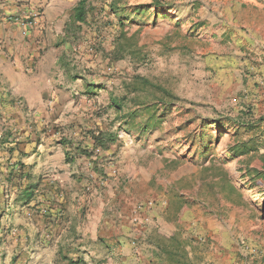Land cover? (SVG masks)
Instances as JSON below:
<instances>
[{
  "label": "rangeland",
  "instance_id": "obj_1",
  "mask_svg": "<svg viewBox=\"0 0 264 264\" xmlns=\"http://www.w3.org/2000/svg\"><path fill=\"white\" fill-rule=\"evenodd\" d=\"M156 2H69L57 42L48 0H0V53L64 47L66 91L0 81V264H264V0Z\"/></svg>",
  "mask_w": 264,
  "mask_h": 264
},
{
  "label": "crops",
  "instance_id": "obj_2",
  "mask_svg": "<svg viewBox=\"0 0 264 264\" xmlns=\"http://www.w3.org/2000/svg\"><path fill=\"white\" fill-rule=\"evenodd\" d=\"M48 1L50 2L49 7L50 5L52 6V10H47L48 13L44 29L46 32L52 30V39L57 42H62L65 38L64 30L66 28V22L64 19H61L67 9L66 5H69V2L75 3L76 0ZM80 1L81 0H78V2ZM41 34L43 33L38 30H35L33 32L32 41L34 42L36 39L42 37ZM8 37H10V39H14L15 34L8 33ZM49 43L50 44H48V51L44 53V55H40L39 52H34L35 49H32L25 54L26 56H29V53L31 52L32 58L38 55V60L37 62H35V64H37V70H39V73L34 75L24 74L21 69V62L15 61L12 63L10 60H7V58L3 56L2 52L0 53V81L6 84L7 86H10L13 89L14 97L21 98L23 100V103L31 110L36 109L45 111L46 109H48V106L51 105L50 101L47 99V96H62L66 93L63 87H61L58 83L57 75H59V73L57 74L53 72L54 70H56V68H58L57 65L60 64L62 55H64V47L61 48L59 46L51 44V42ZM12 44L13 45H11V47L9 46L10 54H13V51H11L12 49H17L16 46H14V44H17V42L13 41ZM1 47L2 46L0 44V49ZM87 92L91 93L89 88L87 89ZM57 100L60 99L57 98ZM53 104L55 105L56 102L52 103V105ZM119 237V240L124 241V238L122 236ZM139 253L142 256L140 264H155L150 263V261H148V255H150V253H154V255L160 254L161 250L160 248H158L157 245H153L152 243H150L147 246L141 247L139 249ZM156 264L163 263L158 262Z\"/></svg>",
  "mask_w": 264,
  "mask_h": 264
},
{
  "label": "trees",
  "instance_id": "obj_3",
  "mask_svg": "<svg viewBox=\"0 0 264 264\" xmlns=\"http://www.w3.org/2000/svg\"><path fill=\"white\" fill-rule=\"evenodd\" d=\"M153 1H154L155 4L157 3L156 2L157 0H153ZM85 2H86V0H81L79 5H78V7L75 9V19L78 22H84L85 21V15H86V10H85V7H84ZM113 104L115 106H117V107L120 106V102L114 101ZM93 138H94V141H95V146L96 147H100L101 144H100V140H99L98 136H94ZM109 141H113V139H111ZM247 146H248V144H240V145L237 146L236 151H238V152L243 151L242 153H245L247 150L244 151V148L247 147ZM252 170L255 173V176H256L257 179L264 177V165H262V164L258 165L256 167H254ZM160 250H161V248H160ZM165 253L168 255V257H171V258L174 255L173 253L171 254L169 252L168 253L165 252Z\"/></svg>",
  "mask_w": 264,
  "mask_h": 264
}]
</instances>
